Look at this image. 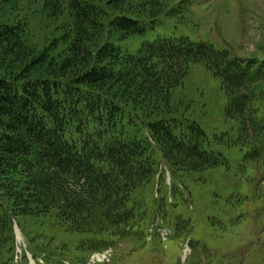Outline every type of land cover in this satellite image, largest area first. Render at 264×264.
I'll use <instances>...</instances> for the list:
<instances>
[{
    "label": "trees",
    "instance_id": "obj_1",
    "mask_svg": "<svg viewBox=\"0 0 264 264\" xmlns=\"http://www.w3.org/2000/svg\"><path fill=\"white\" fill-rule=\"evenodd\" d=\"M25 1L35 0H0V264H15L14 220L27 233L31 220H41L90 234L76 248L83 253L78 263L146 234L144 225H169L174 237L193 234L195 219L171 218L179 183L228 164L214 148L223 138L173 115L172 90L197 64L219 79L225 115L237 122V137L225 134V142L244 149L243 167L264 179V59L186 37L123 50L120 42L147 33L142 19L152 28L173 15V0H38L49 16L70 15L62 40L39 48L30 40ZM162 164L171 174V202ZM188 190L195 188L188 183ZM218 195L198 202L222 233L245 223L254 208L264 215L258 199ZM32 242L33 257L44 255L49 264L67 248L64 242L54 253ZM192 246L197 255L188 264H245L253 249L236 260ZM22 260L28 263L25 252Z\"/></svg>",
    "mask_w": 264,
    "mask_h": 264
},
{
    "label": "rangeland",
    "instance_id": "obj_2",
    "mask_svg": "<svg viewBox=\"0 0 264 264\" xmlns=\"http://www.w3.org/2000/svg\"><path fill=\"white\" fill-rule=\"evenodd\" d=\"M173 2L176 10L173 15H163L152 28L149 19H142L140 22L147 26V33L120 42L123 50L136 53L146 41L151 42L162 37L176 39L186 37L194 42L212 43L218 48L228 47L238 56L264 59V0H173ZM39 3L38 0L32 3L23 2V6L29 4L31 6L22 13H28L30 17L31 42L43 48L54 39L62 40L70 15L67 12L59 17L49 16L40 11ZM226 102V95L219 79L201 64L195 65L183 83L172 90L171 103L176 109L173 115L199 123L212 138L216 136L223 138L215 143L214 148L227 158L228 164L195 174L196 178L191 181L193 178L191 176L189 182L187 174L179 183L182 189L175 198L178 203L171 212V218L183 215L184 218L195 219L193 234L189 237L188 233L183 237H174L173 229L169 225H165L170 228L167 230L172 232L167 242L162 241L160 232L158 235L160 239L155 237L153 241L132 234L123 239L118 247L111 248L113 260L110 264H188V261H192L197 255L191 249L194 248L192 244L195 248H205L208 253L228 254L236 260L242 257L247 248H253L250 254L246 255L245 264H264V222L260 220L264 215L261 216L258 211L262 207L254 208L248 220L241 226L222 233L219 231L220 224L217 227L215 225L210 227L205 213L201 212L202 204L198 202L206 201L205 198L215 196L216 193L219 194L217 198L220 200L237 193L249 197L247 200L250 202L252 197L255 202L256 199L264 202L262 174L256 168L243 167L245 150L238 145H229L225 142L229 137L225 134L231 135L233 139L237 137V122L225 115ZM160 167L167 170L163 186L166 197L170 202L174 201V194L170 188L172 186L170 172L165 165L162 164ZM188 183L195 188L193 193L189 192ZM181 197L184 198L183 201L180 200ZM36 223L34 224L32 220L28 223L26 227L28 233L24 232L17 222L15 223L17 248L15 260H19L18 264H22L21 253L24 249L30 248V242L34 237L33 247L39 244L42 246L38 248H49V251L54 253L58 252L61 244L67 243V248H63L64 252L61 255L58 257L54 255L56 264L87 263L88 260L84 263L76 262V256H83L76 248H80L83 239L89 238L90 234L64 231L41 220ZM146 227L144 225L145 231ZM52 235L55 237L54 241L49 239ZM174 238H178L179 241ZM194 238L200 240L197 245ZM52 241L54 243H51ZM48 243L52 246H46ZM39 258L38 263L29 254L30 264H49L44 255Z\"/></svg>",
    "mask_w": 264,
    "mask_h": 264
}]
</instances>
